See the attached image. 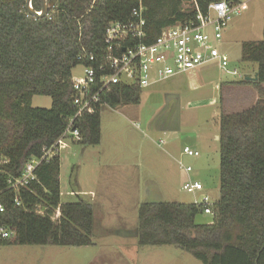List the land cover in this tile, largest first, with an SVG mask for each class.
Listing matches in <instances>:
<instances>
[{"label": "trees", "instance_id": "1", "mask_svg": "<svg viewBox=\"0 0 264 264\" xmlns=\"http://www.w3.org/2000/svg\"><path fill=\"white\" fill-rule=\"evenodd\" d=\"M189 1L46 0L48 17L35 19L26 13L25 0H0V157L19 170L58 140L75 114L72 71L87 64L78 60L81 55L103 50L109 23L127 21L140 3L145 42L151 43L164 27L193 19L194 11L183 8ZM195 1L205 12L217 0ZM40 7V0H32L35 11ZM240 60L255 65L257 81L234 84L251 86L258 98L249 108L218 116L219 187L212 223H195L203 211L194 203L144 202L135 229L138 247L175 246L200 264H264V26L261 40L241 44ZM140 93L117 85L102 95V103L137 104ZM35 96L50 98V108L32 107ZM100 112L101 107L78 118L77 143H99ZM36 176L19 194L21 206L8 205L5 222L14 237L0 245L89 247L110 234L88 202H61L58 155L42 163Z\"/></svg>", "mask_w": 264, "mask_h": 264}, {"label": "rangeland", "instance_id": "2", "mask_svg": "<svg viewBox=\"0 0 264 264\" xmlns=\"http://www.w3.org/2000/svg\"><path fill=\"white\" fill-rule=\"evenodd\" d=\"M242 3L241 14L233 18L229 25V29L232 25L230 33L232 39L223 45V52L229 60L226 69L207 65L201 72L182 76L179 81L171 82L167 87L163 82H157L143 89L137 105L130 104L127 108L102 106L101 144L83 146L75 142L70 145L69 150L60 154L62 158L65 155L67 157V162L62 163L60 174L62 203L76 202L80 198L73 193L70 185L72 179L78 176L81 181L85 180L82 176L86 174L87 177L92 178V182L98 179L105 181L107 175L121 171L119 168L123 164L119 159L121 156L134 157L128 165L136 166L135 184L141 190L138 195L141 196V202L195 203L200 202L203 196L208 197L210 203L217 201L219 146L211 132L218 129L217 119L221 112L244 110L248 107L244 102L250 103L248 94L242 104L233 102V96L228 99L226 95L220 102L222 96L220 86L228 82H238L240 76L243 78L254 75L255 65L240 60V45L245 41L261 40L264 25V0H242ZM190 7L189 3L184 5L186 10H191ZM233 70L237 71L238 76L226 73ZM80 71L81 68L76 67L72 71V76L77 77ZM167 92L179 97L178 113L187 116L190 120L183 123L181 118L179 123L176 117L175 121L170 122L167 117L157 126L175 130L180 124V131H175V135L173 132V135L167 133L168 135L151 136L147 132V124L152 116L159 113L161 105L167 102ZM50 106L51 100L48 97L33 98L32 107L48 109ZM125 112L128 113L127 116H124ZM133 123L138 124L139 127L135 128ZM160 140L163 142L162 145H159ZM185 146L193 148L191 150L195 148L194 151H197L199 156L197 158L184 156L182 150ZM98 152L105 157V160H101ZM149 156H152V159ZM80 164L85 165V169L80 168L77 172ZM73 166H75L74 172ZM187 167L191 168L190 173L184 171ZM188 181L199 182L203 186V191L186 193L182 190V185ZM120 185L121 183L116 184L115 187L110 185L109 189L113 192L114 188ZM125 196L126 194H122L121 197L125 198ZM110 214L106 212L104 217ZM118 215L120 216V213ZM136 219L135 213L133 220ZM212 219L213 215L202 212L196 216L195 223L211 224ZM103 221L107 223L106 225L118 224L111 218H105ZM129 229L130 227L117 228L116 230L121 232L120 236L107 235L101 237L102 240L95 238L94 246L89 247L0 245V264H88L96 257H98L96 264H200L188 253L170 245L138 247L137 253H134V250L132 252L120 242L126 237L123 231Z\"/></svg>", "mask_w": 264, "mask_h": 264}, {"label": "built area", "instance_id": "3", "mask_svg": "<svg viewBox=\"0 0 264 264\" xmlns=\"http://www.w3.org/2000/svg\"><path fill=\"white\" fill-rule=\"evenodd\" d=\"M188 3L194 11L193 19L164 27L151 43L145 42L146 22L140 3L131 10L127 21L109 23L104 33L103 50L78 58L87 64L79 65V75L71 79V105L75 114L68 119L58 140L44 148L39 156L27 159L19 170L14 169L8 159L0 157V243L14 237V231L5 222L8 205L21 206L19 194L37 181V168L57 156L65 140L80 141L78 118L84 112L94 114L97 108H102L105 105L102 95L109 88L122 85L143 90L203 66L213 65L223 70L228 67V57L221 50L222 36L233 18L241 14L242 0H217L209 3L205 12L195 0ZM226 73L238 76L236 70ZM182 154L188 158L199 156L188 147L183 148ZM184 171L190 173L191 168ZM182 190L193 194L202 192L203 186L188 181L182 185ZM194 204L200 206L204 214H213L214 203H210L208 197L203 196Z\"/></svg>", "mask_w": 264, "mask_h": 264}, {"label": "crops", "instance_id": "4", "mask_svg": "<svg viewBox=\"0 0 264 264\" xmlns=\"http://www.w3.org/2000/svg\"><path fill=\"white\" fill-rule=\"evenodd\" d=\"M228 29H229V26L224 31L223 36H222V42H221V48H222L221 50L222 51H223L224 43H227V41L230 42L232 39V37L230 35L232 25H231V29H229V30ZM262 30H263V27H262ZM226 32H227V34H226ZM261 34H262V32H261ZM240 54H241V45H240ZM204 69H206V66L195 69L194 71H192L190 73L191 74L192 73H199ZM255 70H256V67L254 69V74H255ZM190 73H187V74H190ZM187 74H185V75H187ZM185 75H177V76H174V77L169 78V79L162 81V82H163V84H165L164 86L167 87L171 82L179 81L181 79V77L185 76ZM242 79L240 78V80H242ZM234 83H236V82H231V83L228 82V83H225L224 85L220 86V89L222 92L220 102L222 101V98L226 95L228 97V99L233 96V99H232L233 102H236L238 104L239 103L242 104L244 101H246L244 97L247 96V94H248V98L250 99V103L247 104V101L244 103H246L245 105H248L247 108L251 107L256 102V100L258 98L255 90L251 86H237ZM263 88H264V86H263ZM141 92H142V90H141ZM167 93H168L166 95L167 102H165V104L161 105V107L159 108V110H158L160 113V114L158 113L159 116L155 117L158 114L152 116V118L149 120V122L147 124V132L151 136L160 135V134L161 135H168L167 133L172 134L173 132H174L173 134L175 135L176 134L175 131H178V132L180 131V124L178 125V127L175 130H169L168 128L165 129V128H160L159 126H157L158 124L161 123V121L163 119H165L167 117L169 118V119L167 118V120L170 122L175 121L176 117H178L179 123H180L181 118H182L181 122H183V123H187L190 120V118H188L187 116L182 115V114L179 115V113H178L179 111L177 109V106L179 105V101H180L179 97L172 92H167ZM140 95H141V93H140ZM35 97H37V96H35ZM139 100H140V98H139ZM32 102H33V99H32ZM129 105L130 104H123V105H117L115 107L124 106L125 108H127ZM222 106H223V104H222ZM233 111L238 112L239 110H233ZM229 112H231V111H229ZM127 114L128 113L124 114V116H127ZM217 121H218V119H217ZM149 123H150V126H149ZM132 125L135 128L139 127V125L136 123H133ZM170 131H172V132H170ZM211 133H212V136H214V139L217 140V142H218V139H219L218 129H217V131L211 132ZM101 135H102V133H101V129H100V141L97 145L101 144ZM172 135H170V136H172ZM160 142H161V140L159 141V145H162ZM74 143L75 142L65 140L61 146V149H60L59 154H58L59 159H60V174H61L62 163L67 162L66 155L62 158L60 156V154H61V152L65 151V150H69L70 145L74 144ZM185 147H187V146H185ZM194 147H196V146H194ZM191 149H193V148H191ZM194 150H196V149L194 148ZM98 153H99L98 156L101 157V160H105V157L100 155V152H98ZM149 158L152 159V156H149ZM119 159L123 163L122 166L119 167L121 169V171L107 175V178L105 181H100L98 179V181L92 182V180H91L92 178L90 176L87 177V175L85 174L84 176H82V178H84L85 180H82V181L79 179L78 176H76V178H74V176H73L74 179H72V176H71L72 182L70 183V185L73 188V193L77 194L78 197H80L82 200H84L86 202L87 201L91 202L89 204H91L93 206V208L96 212V215H97V217H96L97 221L101 227H103L104 229L115 228L114 230H109L110 234H108V235L120 236V234H119L120 230H116L117 228H128V227H130V229L128 231L124 230L126 233H124L123 235L126 237L122 238L120 242L125 247L130 248L132 250V252L134 250V253H137L138 246H137V240L135 238V229H136L137 223H138V209H139L140 204H142L144 202H141V196H138L139 192L141 190L135 184L136 183L135 180L137 178L136 177V169H135L136 166L128 165V163L130 161H132L134 159V157H123V156H121V157H119ZM80 168L85 169V165L80 164L77 172L80 170ZM74 169H75V166H73V172H74ZM195 181H197V180H195ZM117 182L121 183V185H120V187L117 186L116 188H114V191L112 192L111 189H109V188L115 187L116 184H118ZM110 185H111V187H110ZM122 194H126L125 198L121 197ZM183 204H188V203H183ZM106 212H109L111 214L104 217V214ZM129 212H132V214ZM118 213H120V216L118 215ZM135 213H136L137 219L133 220ZM130 214L132 215V217L129 216ZM105 218H111L114 221L118 222V224L117 225H111V224L106 225L107 223H104V221H103V219H105ZM133 222H136V224H133ZM100 240H102V238H100ZM93 243H95V242L93 241ZM43 247H47V246H43ZM52 247H54V246H52ZM108 247H110V246H108ZM131 258H133V256ZM97 262H98V257L94 258L88 264H96ZM103 262H106V261H103Z\"/></svg>", "mask_w": 264, "mask_h": 264}, {"label": "water", "instance_id": "5", "mask_svg": "<svg viewBox=\"0 0 264 264\" xmlns=\"http://www.w3.org/2000/svg\"><path fill=\"white\" fill-rule=\"evenodd\" d=\"M40 3H41L40 10L39 11H35L32 8V0H25L26 13L29 16L34 17L35 19H43L47 15V13L49 11V7L46 4V0H40ZM243 80L244 81H250V82H256L257 81V74L255 73L252 77L244 76Z\"/></svg>", "mask_w": 264, "mask_h": 264}, {"label": "flooded vegetation", "instance_id": "6", "mask_svg": "<svg viewBox=\"0 0 264 264\" xmlns=\"http://www.w3.org/2000/svg\"><path fill=\"white\" fill-rule=\"evenodd\" d=\"M47 4V3H46Z\"/></svg>", "mask_w": 264, "mask_h": 264}]
</instances>
